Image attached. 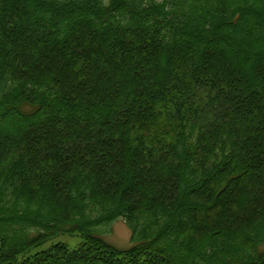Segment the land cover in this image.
Masks as SVG:
<instances>
[{
    "label": "trees",
    "instance_id": "obj_1",
    "mask_svg": "<svg viewBox=\"0 0 264 264\" xmlns=\"http://www.w3.org/2000/svg\"><path fill=\"white\" fill-rule=\"evenodd\" d=\"M0 264H264V0H0Z\"/></svg>",
    "mask_w": 264,
    "mask_h": 264
},
{
    "label": "rangeland",
    "instance_id": "obj_2",
    "mask_svg": "<svg viewBox=\"0 0 264 264\" xmlns=\"http://www.w3.org/2000/svg\"><path fill=\"white\" fill-rule=\"evenodd\" d=\"M244 68H247L245 64H243ZM107 229L102 228L101 231H105ZM130 228L126 224L123 218L118 217L109 224V228L107 231L103 233H99L102 238H104L107 242L112 245H115L120 248L128 247L130 242ZM55 241H67L69 244L74 245L77 242V238L75 236L70 235H60Z\"/></svg>",
    "mask_w": 264,
    "mask_h": 264
}]
</instances>
